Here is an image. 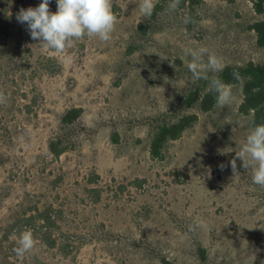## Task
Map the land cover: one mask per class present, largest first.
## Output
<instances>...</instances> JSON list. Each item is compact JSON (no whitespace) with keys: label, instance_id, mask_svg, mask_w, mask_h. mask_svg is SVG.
I'll use <instances>...</instances> for the list:
<instances>
[{"label":"rangeland","instance_id":"obj_1","mask_svg":"<svg viewBox=\"0 0 264 264\" xmlns=\"http://www.w3.org/2000/svg\"><path fill=\"white\" fill-rule=\"evenodd\" d=\"M255 1L201 0L189 31L181 4L170 11L169 3L151 20L139 0H111V39L85 35L63 56L42 50L16 19L21 7L42 0L11 1L13 26L0 60V264H264V187L241 160L240 175L230 166L252 129L239 111L243 82L232 86L228 105L211 112L185 104L206 81H191L187 48H206L205 62L215 54L223 69L264 65L251 30L263 19ZM49 8L57 11L56 0ZM74 108L83 114L64 128ZM187 115L198 121L154 159L157 130ZM59 136L72 144L55 158L49 143ZM48 204L62 213L72 254L34 238V249L18 258L11 224Z\"/></svg>","mask_w":264,"mask_h":264},{"label":"clouds","instance_id":"obj_2","mask_svg":"<svg viewBox=\"0 0 264 264\" xmlns=\"http://www.w3.org/2000/svg\"><path fill=\"white\" fill-rule=\"evenodd\" d=\"M57 11H50V0H42L37 7L27 9L21 7L16 14V19L21 24H27V31L32 40H38L42 50H51L64 55L70 48L74 39H81L85 35L96 36L101 41L108 42L114 31L116 16L112 11L111 0H56ZM180 0H172L168 5L170 11H175ZM139 11L145 16H151L154 9L153 0H139ZM185 23L188 19L185 18ZM206 48H187L185 55L191 59L187 67L191 72V81H208V90L216 94V106L224 107L232 100V85L221 80L216 73L223 70V63L215 54H208L205 62ZM70 60V57H65ZM208 73L213 75L209 76ZM238 79V74H234ZM6 97L0 92V103ZM237 159L242 161V167L249 170L254 184L264 187V124L253 127L246 137V142L235 158L230 161L233 176L240 175ZM228 165L220 164L223 171ZM248 172V173H249ZM199 226V225H197ZM194 228H190V231ZM10 239L16 241L13 249L18 258H23L26 253L35 247V240L30 229L23 230L19 236L13 234Z\"/></svg>","mask_w":264,"mask_h":264},{"label":"trees","instance_id":"obj_3","mask_svg":"<svg viewBox=\"0 0 264 264\" xmlns=\"http://www.w3.org/2000/svg\"><path fill=\"white\" fill-rule=\"evenodd\" d=\"M12 0H0V60L2 59L7 40L10 36V29L13 26L10 15V3ZM172 0H158L154 6L151 20H156L165 7ZM201 0H180L183 7L188 9L187 29L192 30L197 21L196 10ZM256 12L263 16V19L251 26V30L257 35V44L264 49V0L255 1ZM138 31L147 35V28L140 25ZM234 74H238L237 79ZM221 80L232 86L243 82V102L239 111L242 115L250 117L251 127L264 124V65L249 62L245 66H226L220 73L216 74ZM187 108L200 104L203 112H211L216 107V94L208 90V81L201 86L193 87L185 100ZM82 109H71L63 116L61 124L64 128L74 125L82 116ZM198 121L197 115H187L178 122L163 125L160 127L151 144V155L154 159H163L164 148L170 141L179 140L183 133ZM71 141L64 136L58 137L49 143V151L55 158H60L68 151ZM33 215L26 213L21 215L11 224L12 233L19 236L20 232L26 229L32 231L33 237L49 250H58L64 257L72 254V247L69 243V235L62 232L59 222L62 220V213L55 211L53 206L48 204L45 209L34 208ZM201 258L206 260L205 251L201 249ZM161 264H174L166 258L160 260Z\"/></svg>","mask_w":264,"mask_h":264}]
</instances>
